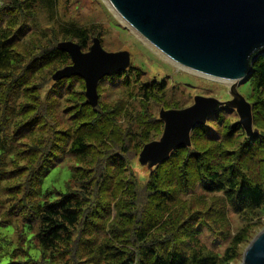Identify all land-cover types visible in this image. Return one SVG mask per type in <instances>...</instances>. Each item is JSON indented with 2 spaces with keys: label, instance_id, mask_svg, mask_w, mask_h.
<instances>
[{
  "label": "trees",
  "instance_id": "obj_1",
  "mask_svg": "<svg viewBox=\"0 0 264 264\" xmlns=\"http://www.w3.org/2000/svg\"><path fill=\"white\" fill-rule=\"evenodd\" d=\"M58 8L59 0H0V264L238 258L249 221L264 212V52L251 62L246 96L258 133L248 136L221 108L192 129L189 146L175 148L142 180L131 159L161 134L151 106L161 102L162 84L139 82L141 70L129 67L134 74L105 76L120 80L129 98L109 102L99 94L92 107L81 77L53 80V71L70 64L58 37L84 50L93 36L90 28L61 22ZM66 157L64 191L43 189L49 169ZM230 212L245 221L234 234ZM205 232L223 235L222 252L208 249Z\"/></svg>",
  "mask_w": 264,
  "mask_h": 264
},
{
  "label": "water",
  "instance_id": "obj_2",
  "mask_svg": "<svg viewBox=\"0 0 264 264\" xmlns=\"http://www.w3.org/2000/svg\"><path fill=\"white\" fill-rule=\"evenodd\" d=\"M115 14L164 56L184 68L226 82L231 98L219 100L195 95L184 108H161L163 129L158 139L143 145L140 165L149 170L167 160L179 146L191 144L190 132L203 125L220 107L234 108L248 136L253 129L251 104L238 85L251 74V62L264 52V0H107ZM70 64L57 69L52 79L79 76L85 101L98 104V82L125 71L132 64L127 50L106 51L92 37L87 51L71 40L57 43ZM240 264H264V228L243 251Z\"/></svg>",
  "mask_w": 264,
  "mask_h": 264
},
{
  "label": "rangeland",
  "instance_id": "obj_3",
  "mask_svg": "<svg viewBox=\"0 0 264 264\" xmlns=\"http://www.w3.org/2000/svg\"><path fill=\"white\" fill-rule=\"evenodd\" d=\"M58 12V18L61 22H74L79 26L90 28L93 33L92 37L97 36L96 33L99 32L100 35L97 37L100 38L102 47L106 51H129L132 55V64L130 67H135L138 70H141L139 73V82L154 80L156 82L158 81V84H162L160 87L161 89L163 88L164 91L158 93L157 95L164 94V96L161 102L158 104L152 103L151 106L152 112L156 114L158 118L161 108L178 109L187 107L192 104L193 97L195 95L212 96L219 100H227L231 98L228 93L229 87L226 82L207 76H202L184 68L183 66L181 67V65H177L175 62L173 63L169 58L167 59L166 56L151 46L127 23L123 22V20H121L113 10H111V8L106 3V0H59ZM37 21L42 26H46V23L49 22L43 13L38 15ZM31 29L33 28H29V30ZM92 37L88 47L82 51L88 50L92 43ZM60 41L62 40L60 37H58L56 44ZM126 70L127 71L125 73L128 72L130 75L135 73V69L133 68H127ZM55 71H53V73ZM45 75H47V73ZM106 77L102 78L98 82V85L102 90V92L98 93V95L100 94L101 100L115 102L120 97H122V99L129 98V96L125 95L126 90L124 87L121 89V86H119L120 80L115 78L107 79ZM248 80L249 77L238 85V91L245 98L249 92L247 85ZM74 85H76L75 81ZM134 101V104L136 105L134 110L136 111L138 109V105L136 100ZM221 108L226 109L222 110L223 115L229 114L230 116H236L239 121V117L235 109L226 106L220 107L216 112L211 114L209 118L214 117L213 115L218 113ZM259 121L261 122V120ZM262 121H264V118H262ZM254 128L256 129L257 127ZM67 161H69L68 157H66V159H59L56 161L54 168L49 169L48 174L43 180V189H56L59 191H64V182L67 180L69 175V165ZM131 162L135 174L140 179L145 180L149 169L146 166L139 164L138 155L133 157ZM196 187L198 186L196 185ZM229 217L231 233L234 234L239 228L245 225V221L241 216L230 212ZM249 223V238L247 241L242 242L239 245L238 251L240 256L238 258H234L229 264H240L244 249L253 239V237L264 228V212L256 214L253 219L249 221ZM201 240L204 241V244L210 250L216 249L217 251L222 252L227 246V241L223 239V235H221L219 232H205L202 234Z\"/></svg>",
  "mask_w": 264,
  "mask_h": 264
},
{
  "label": "bare ground",
  "instance_id": "obj_4",
  "mask_svg": "<svg viewBox=\"0 0 264 264\" xmlns=\"http://www.w3.org/2000/svg\"><path fill=\"white\" fill-rule=\"evenodd\" d=\"M106 3L108 4V6L111 8V10L114 11V9L110 6L109 2L106 0ZM115 12V11H114ZM124 22V21H123ZM138 35V34H137ZM168 59V58H167ZM173 62V61H172ZM174 63V62H173ZM178 65V64H177ZM180 66V65H179ZM182 67V66H181ZM104 78V77H103Z\"/></svg>",
  "mask_w": 264,
  "mask_h": 264
}]
</instances>
